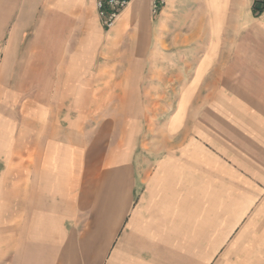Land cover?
I'll list each match as a JSON object with an SVG mask.
<instances>
[{
  "label": "crops",
  "instance_id": "1",
  "mask_svg": "<svg viewBox=\"0 0 264 264\" xmlns=\"http://www.w3.org/2000/svg\"><path fill=\"white\" fill-rule=\"evenodd\" d=\"M167 10L196 17L192 26L207 11L211 44L177 72L190 78L171 115L176 135L186 107L193 125L173 164L207 187L208 204L222 191L223 226L208 228L220 236L207 244L213 259L218 249L222 264H264L262 0H165L159 20L149 0H132L110 28L93 0H0V44L25 43L49 64L34 91L30 142L15 160L0 153V264H120L137 235L161 237L154 222L168 207L144 210L140 127L127 99L130 76L164 52ZM191 33L177 41L198 42ZM139 248L155 256L152 243Z\"/></svg>",
  "mask_w": 264,
  "mask_h": 264
},
{
  "label": "rangeland",
  "instance_id": "2",
  "mask_svg": "<svg viewBox=\"0 0 264 264\" xmlns=\"http://www.w3.org/2000/svg\"><path fill=\"white\" fill-rule=\"evenodd\" d=\"M150 12L154 20H159V11ZM166 12L164 19L168 31L164 34L168 42L163 44L161 50L164 52L158 48L147 69H137L130 76L127 101L130 99L133 104L126 110L135 114L136 125L140 127L136 157L145 180L144 210L150 204L157 212L158 207L162 211L168 207L165 209L168 212H162L165 218L161 216L154 222L164 230L161 237L154 242L145 235H137V249L121 252L120 264H222L223 251L217 249L214 259L213 252L207 251V244L219 243L220 236L209 235L208 228L212 226L218 230L223 226L224 209L219 202L222 191L217 188L214 202L208 204L207 187L193 186L190 171L178 170L172 158L181 136H188L193 125L190 107H186L184 112L188 115L180 134L176 135L179 122L171 115L180 107L182 83L190 78L185 74L179 76L177 72L191 62L192 51L194 56H206L211 46L208 12L196 13L199 26H192L197 23L196 17L187 19L184 12ZM192 31L198 42L177 41L178 35L192 34ZM5 45L0 44V153L15 160L22 152L23 142H30L34 91L39 82L49 78V64L47 59L37 58L28 51L25 43L13 44L7 51ZM176 51L184 52L185 59L177 58ZM177 97L180 100L177 101ZM167 150L171 158L167 157ZM161 198L162 203L159 201L154 207L156 200ZM160 222L162 226H159ZM145 242L152 243L156 251L153 259L144 256V251L139 248Z\"/></svg>",
  "mask_w": 264,
  "mask_h": 264
},
{
  "label": "built area",
  "instance_id": "3",
  "mask_svg": "<svg viewBox=\"0 0 264 264\" xmlns=\"http://www.w3.org/2000/svg\"><path fill=\"white\" fill-rule=\"evenodd\" d=\"M97 15L105 28L114 25L121 12L132 0H93ZM263 5H264V0ZM152 12H157L165 0H149Z\"/></svg>",
  "mask_w": 264,
  "mask_h": 264
}]
</instances>
